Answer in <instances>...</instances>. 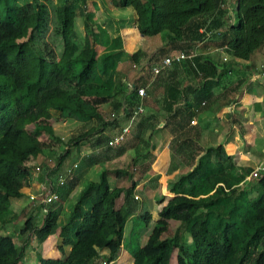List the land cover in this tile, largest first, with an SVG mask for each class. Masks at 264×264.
Returning <instances> with one entry per match:
<instances>
[{
  "label": "trees",
  "instance_id": "16d2710c",
  "mask_svg": "<svg viewBox=\"0 0 264 264\" xmlns=\"http://www.w3.org/2000/svg\"><path fill=\"white\" fill-rule=\"evenodd\" d=\"M108 1L115 7L131 8L136 29L144 37L165 34L173 40L170 45L187 48L209 33L217 39L219 48L226 45L223 52L227 62L219 64L213 54L188 56L183 50L187 57L170 65L190 67L196 63L199 73L194 93L199 103H206L211 96L198 89L206 80L219 78L230 71L235 60H248L255 51L264 49V0H234L231 24V13L221 6L224 0ZM37 2L0 0V28L17 26L24 18L20 7L32 11ZM41 10L43 20L33 32L38 47L31 36L0 44V214L11 198L19 196L39 155L53 154L60 163L69 150L59 152L60 143L52 129L55 121H97L96 128L91 126L68 136L69 147H76L81 139L116 119L119 111L128 119H137L134 131L115 146H107L108 138L101 135L94 138L97 143L103 141L104 150L112 149L110 156L130 149L135 153L136 144L143 140L142 129L155 126L150 122L145 127L139 114L132 115L135 106L141 104L138 98L143 97L135 92L139 85L130 83L129 87L124 78L143 52L128 54L124 69L119 68L116 55L122 49L120 36L109 38L104 30L95 31L89 12L80 10L84 32L80 37L74 29L70 0H61L55 12L51 2H44ZM94 45L101 50L97 52ZM166 53L167 48H159L149 60L159 62ZM53 58L58 60H48ZM166 69L155 75L149 65L146 70L149 76L160 78ZM172 88L166 91L169 96L173 95ZM70 100L105 102L108 108L102 114L82 113L68 105ZM172 108L165 121L173 131L169 151H189L188 156L196 163L191 162V171L175 184L185 186L186 195L168 198L157 211L158 218L166 223L161 232L139 245L131 229V264H168L174 250L175 264H264V173L239 186L251 169L237 168L220 146L203 151L197 144L198 128L189 125L191 114ZM53 113L57 117L53 118ZM56 176L50 178L53 184ZM74 187L70 181L56 186L57 200L43 208L40 224L32 228L27 224L37 243L57 234L62 244L70 246L62 258L37 254L35 264H97L99 251L110 248L103 261L109 264L119 248L125 220L115 201L125 189L109 187L104 171L98 181L82 185L74 200L65 199ZM147 219L148 213L141 217L143 226ZM181 227L187 229L189 243ZM22 258L23 248L16 247L10 236L0 234V264H17Z\"/></svg>",
  "mask_w": 264,
  "mask_h": 264
},
{
  "label": "crops",
  "instance_id": "0c3cea01",
  "mask_svg": "<svg viewBox=\"0 0 264 264\" xmlns=\"http://www.w3.org/2000/svg\"><path fill=\"white\" fill-rule=\"evenodd\" d=\"M81 1L84 2L81 6H85V10L91 14L95 31L102 32L104 30L108 37L119 35L122 44L121 51L127 55L136 50L143 52L144 56L131 70L124 74V78L127 83H136L144 88L145 95L143 98H138L139 103L144 107V113L138 116L144 119L143 125L145 127L150 122H153L155 126L149 130H141L142 135L140 136L143 140L136 144L135 153L130 149L119 155L110 156L112 149L104 150L103 141L97 143L94 138L98 135H101L102 139L110 138L124 125H129V132L134 131L137 122V119H128L122 111H119L116 114V119H113L114 121L110 119L112 122L108 121L109 123L105 124L103 128L99 127L91 135L81 139L76 147L73 144L70 145L60 163L53 154L43 153L39 155L38 159L47 157L49 160L51 159V163L44 162L40 165L41 168L37 165L31 168L26 185L20 189L19 196L10 199L8 206L0 214V222L4 218L6 220L10 218L14 212L18 214L19 210H25L29 204L31 207L33 206L34 211L37 210L40 216H43V207L36 200H29V195L36 198L46 179H54L57 174L65 173V170L71 168L73 163H76L77 166L71 168V175L66 179V183L70 181L75 184V187L67 194L65 198L67 200H74L82 185L87 182L98 181L100 172L104 171L109 187L125 189L115 201L116 207L119 208L125 220L122 238L119 248L109 264H131L132 257L128 253V244L134 222L141 223V217L149 214V219L136 236L137 243L143 245L149 235L151 236V233L164 223L157 216L159 208L172 196L186 195L185 186L177 187L175 184L191 171L192 166L189 164L191 162L193 165L196 163V160H192L188 156L189 151L177 154L169 151L168 143L172 138L173 131L166 125L165 121L170 114L168 111L170 107H173V111H188L191 114L189 125L198 128L199 141L197 144L203 151L207 147L220 146L225 154L232 157L237 168L251 169L259 162L264 161V81L252 78L249 71L250 64L264 61V49L255 51L248 60H235V63L232 62L230 65V71L220 75L219 78L206 80L203 86L198 87V89L204 94H211V96L206 103L204 100L199 103L195 97L197 94L194 93L197 88L196 79L199 73L195 62H192L190 67L183 64L174 67L169 66L159 78L148 75L147 66L153 63L147 62V60L159 48H167V52L186 50L188 56L213 54L220 64L224 52L220 50L216 38L205 35L201 40L191 43L187 48L175 47L170 45L173 40L168 39L165 34H156L150 37L140 35L135 26L133 11L129 7H115L108 0ZM70 2L73 3L72 0ZM226 2H228V10L232 11L235 4L234 0H225ZM103 17L105 22L112 23L113 32L107 29L109 26L105 28V25V29H101L102 26L98 27L100 30L97 29L96 23L98 22L96 21L102 20ZM74 20L73 25H75ZM74 29L76 31L75 26ZM198 30L199 32L202 31V27ZM99 47L101 48V46ZM125 60L118 61L119 68L122 64V69H124ZM233 65L234 68L232 69L231 66ZM172 87H174V96H169L166 91L170 88L172 90ZM105 104V102L89 104L78 100L68 101L70 107L77 108L82 113L90 114L95 112L102 114ZM90 120L92 121L84 124L73 119L67 120V122L63 120L62 125L67 128V138L70 134L81 133L91 126L95 127L94 123L97 121L94 118ZM117 120L122 122L113 128L115 121L118 124ZM57 128V126L52 125L54 131ZM54 134L57 135L56 131ZM130 163H133L135 167L131 176L128 177L125 175ZM56 164L58 165L54 169ZM116 172L120 175H116ZM247 175L239 181V186L249 180L246 179ZM128 178L130 184L126 182ZM129 188L130 191H128ZM22 197L27 199L26 203H20ZM27 224L29 223L26 222L25 227ZM54 235H49L39 243L41 251L47 255H43L44 258H61L70 249L69 245L62 244V239L59 236H56V245L53 249L49 244V248H46V243L52 239L49 237H54ZM109 251L110 248L101 249L99 258H106Z\"/></svg>",
  "mask_w": 264,
  "mask_h": 264
},
{
  "label": "rangeland",
  "instance_id": "374dc122",
  "mask_svg": "<svg viewBox=\"0 0 264 264\" xmlns=\"http://www.w3.org/2000/svg\"><path fill=\"white\" fill-rule=\"evenodd\" d=\"M48 1L53 4V9L55 11V7L59 4V2L61 0H38V2L34 5V8H33L32 11L27 10L25 7H20L22 12L24 13L23 20L17 26L0 28V44L1 43L17 42V41H20L22 39H25L27 36H31V39H32L31 41H32L33 45L35 47H38L35 44V37H34V33L33 32L37 29L38 25H40L42 20H43V13H42V10H41L42 9V4L44 2H48ZM72 2H73L72 3V10H73V13H74V16H75V20L73 19L74 20V24H75L74 26L76 28L77 35L82 37V35H83L82 34V32H83V28H82L83 15H82L80 10H81V7H82L81 5H83L84 2L81 1V0H72ZM226 3L228 5V2H226ZM85 8H86L85 6L82 7V9H84V10H85ZM104 10H107V8H104ZM227 12L231 13V10L230 11L227 10ZM102 20H104V17H103ZM102 20L100 19L99 21L98 20L96 21V22H98V23H96L97 24V29L100 30V28H98L99 26H102L101 29H105V28H107V26H109V28H107V29L109 31L113 32L112 29H114V28L112 26V23H110V22L107 23V22H105V20L104 21H102ZM108 21H110V20H108ZM104 25H105V28H104ZM109 38H111V36ZM94 49L97 52L99 50H101V48L99 46H97V45H94ZM125 54L126 53L124 51H119L117 53V55H116V59L118 61L127 59L126 58L127 54L126 55ZM48 60H52V59H48ZM147 62H152V61H150L148 59ZM153 62H156V61L154 60ZM223 62H225V61H223ZM256 64L257 63L250 64L251 67H250L249 71ZM122 66L123 65L121 64L120 67H122ZM231 68L233 69L234 65L231 66ZM103 108H104V110H106L108 108L107 107V103L105 104V107H103ZM143 113H144V107H143L142 114ZM55 117H57V114L53 115V118H55ZM62 121L61 120L55 121L53 123V126H57L58 127L57 129H55L56 134L58 135V136L57 135L56 136L58 138L59 137H64L67 140V136H66L67 128L63 127ZM109 121H111V120H109ZM65 122H67V120H65ZM117 122H118V120H117ZM121 122L122 121L119 120V122L117 124L116 121H115V124H114L115 126L113 125V128L117 127V125H119V123H121ZM28 130H30V129H28ZM43 137H44V133H40L39 134V138H43ZM59 150H60V148H59ZM36 161L37 162H36L35 165L39 166L40 168H41L40 165L44 164V162L51 163V159L49 160V158H47V157H45L44 159H38L37 158ZM134 167L135 166L133 165V163H130L129 168L126 171L127 174L125 176L130 177ZM126 182H127V184H130V179L129 178L126 179ZM24 198L25 197L20 198V203H26L27 199H24ZM28 217H29V219H28ZM41 220H42V216H40V214L38 213L37 210L34 211L33 210V206L31 207L30 204H29V207H25V210H23V211L19 210L18 214L14 212V213L11 214L10 218H8L7 220L4 218L0 222V234H6V235L10 236L12 238L14 244L16 245V247H18V248L22 247L23 248V258L17 264H35V257H36L37 254L40 255V256H43V255L47 256V255H45V253H43L41 251V247H39V243H37L36 240L34 239V236L32 234L31 229L30 228L26 229V227H25L26 222L29 223L31 225V228H32V227H35V226L39 225ZM151 224H150V227H152ZM165 225H166V223L164 222L163 225H162L163 227L161 226V227L157 228L151 234L157 236L161 232L162 228H164ZM142 227H143L142 223L135 221L134 224H133V227H132V235L134 237H136L139 234V230ZM180 229L184 233H186V231H187V229H184V227H181ZM56 236H57V234H55L54 237L53 236L49 237V238H52V239H50L48 241V243H46V248L47 247L49 248V245H50V247L52 249L54 248V246L56 245ZM149 237H150V235H149ZM186 243H189V237H188L187 233H186ZM44 252H45V250H44ZM128 253H129V250H128ZM103 261H104V258L103 259L99 258L97 260V264H103ZM112 264H118V263H112ZM168 264H175V250L172 251V253L170 255V258H169Z\"/></svg>",
  "mask_w": 264,
  "mask_h": 264
},
{
  "label": "built area",
  "instance_id": "2783aa9c",
  "mask_svg": "<svg viewBox=\"0 0 264 264\" xmlns=\"http://www.w3.org/2000/svg\"><path fill=\"white\" fill-rule=\"evenodd\" d=\"M221 6H223V7L226 6V8H228V5H227V3H225V0H224V3L221 4ZM232 22H233V18H232V13H231V16L229 18V23L231 24ZM215 33H218V32L215 31ZM206 35H209V33H206ZM225 47H226V45L223 44L220 47V50L223 51V49ZM186 57L187 56L183 50L167 52L164 56H162L160 58L159 62H156V63H153L150 65V70H151L152 74L155 75V74L159 73V71L161 69L169 67L173 63L180 62L181 60H183ZM221 60L227 61L229 59H228V56L224 53L221 57ZM250 75L254 79L264 81V61L257 63L250 70ZM130 85L131 84L127 83V86L130 87ZM135 92L139 97H143L145 95L144 88L141 86L135 88ZM202 104H203V102H202ZM142 111H143V105L138 104L137 106H135L132 115H138V114L142 113ZM128 132H129V125H124V126L120 127L112 137L107 139L106 145L107 146L117 145ZM58 140L60 143V150H59L60 153H63V152H65V150L69 149V144L67 143L66 138L59 137ZM76 166H77L76 163H73L71 168L76 167ZM71 168H67L65 170V173L57 174L54 184L52 183V181L49 178L46 179L45 184H43L39 190L38 196L35 198L33 195H29V200H31V201L36 200V202L38 204H40L41 206H43V208L45 206H47L48 204H50L51 202L56 201L57 200V194L54 190V187L60 186L63 183H65L66 179L69 178L71 175ZM263 173H264V161L259 162L254 167H252L251 170L249 171L246 179L247 178L248 179L257 178ZM134 198H136V196H134Z\"/></svg>",
  "mask_w": 264,
  "mask_h": 264
},
{
  "label": "water",
  "instance_id": "95a60500",
  "mask_svg": "<svg viewBox=\"0 0 264 264\" xmlns=\"http://www.w3.org/2000/svg\"><path fill=\"white\" fill-rule=\"evenodd\" d=\"M57 60H58V58L55 59V61H57Z\"/></svg>",
  "mask_w": 264,
  "mask_h": 264
}]
</instances>
